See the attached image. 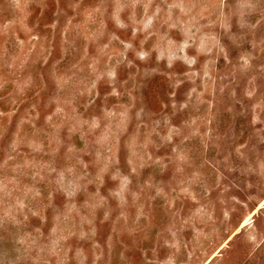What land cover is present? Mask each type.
I'll use <instances>...</instances> for the list:
<instances>
[{
  "label": "rangeland",
  "instance_id": "rangeland-1",
  "mask_svg": "<svg viewBox=\"0 0 264 264\" xmlns=\"http://www.w3.org/2000/svg\"><path fill=\"white\" fill-rule=\"evenodd\" d=\"M0 264H264V0H0Z\"/></svg>",
  "mask_w": 264,
  "mask_h": 264
}]
</instances>
